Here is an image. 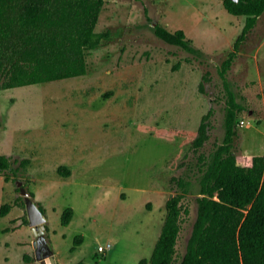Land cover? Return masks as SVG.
<instances>
[{"label": "rangeland", "instance_id": "1", "mask_svg": "<svg viewBox=\"0 0 264 264\" xmlns=\"http://www.w3.org/2000/svg\"><path fill=\"white\" fill-rule=\"evenodd\" d=\"M244 20L229 14L222 0H104L95 31L108 39L88 53L85 75L0 92V154L28 151L26 158L9 157L8 180L0 175L7 182L0 179V206L9 204L10 218L21 213L25 223L27 200L41 205L31 196L37 193L64 264H139L151 255L165 202L182 191L180 179L189 182L190 213L177 245L183 253L196 215L199 158L224 135L218 70ZM156 25L183 30L200 54L165 43ZM226 78L243 107L234 152L264 155V14ZM202 121L208 139L194 151ZM17 131L29 137L24 145L11 137ZM60 163L69 177L57 174ZM66 208L74 215L63 227ZM9 230L8 218L0 216V256L11 242ZM78 235L83 242L71 252ZM106 243L111 249L98 252ZM22 250L11 242L6 264H23Z\"/></svg>", "mask_w": 264, "mask_h": 264}, {"label": "trees", "instance_id": "2", "mask_svg": "<svg viewBox=\"0 0 264 264\" xmlns=\"http://www.w3.org/2000/svg\"><path fill=\"white\" fill-rule=\"evenodd\" d=\"M103 5L104 0H0V92L85 75L88 53L108 39L107 32L95 31ZM222 5L229 14L245 17L218 70L223 84L224 135L207 158H199L198 190L193 198L196 215L183 253L177 245L190 213L185 200L189 182L179 179L182 191L165 202V217L151 255L139 264H264V155L239 157L234 152L237 119L243 107L226 78L264 14V0H222ZM154 33L167 44L200 54L183 30L172 32L156 25ZM207 132L202 121L192 144L194 151L203 147ZM10 167V158L0 154V175L5 180ZM56 172L64 178L71 175L64 165ZM37 205L45 216L43 206ZM10 209L9 204L0 206V216ZM73 215L72 208L64 209L61 226L67 227ZM82 242V235L76 236L70 251ZM24 261L30 259L25 255Z\"/></svg>", "mask_w": 264, "mask_h": 264}, {"label": "crops", "instance_id": "3", "mask_svg": "<svg viewBox=\"0 0 264 264\" xmlns=\"http://www.w3.org/2000/svg\"><path fill=\"white\" fill-rule=\"evenodd\" d=\"M18 133H20V132L19 131H17L16 133L15 132L14 133L11 132L10 135L15 140L22 141L23 145H24L25 141L28 142L29 137L27 135L25 136L22 133L23 136L25 137V138H23L22 136L20 137V135ZM27 142H26V144H27ZM25 153H26V156H27L28 155L27 149L17 148L15 151L12 149V151L6 152V153H2V155H6L8 157L13 156V155L14 156L20 155V156H22V158H26ZM61 165H64V164L60 163V164H55L54 166L58 167V166H61ZM2 178L3 177L0 176V179L4 181V179H2ZM5 183L7 184V182H5ZM32 193L34 194L36 200L38 202H40L41 205L43 206V208L45 209V219H46L45 226H47V228H48V232L45 231V233L49 234L48 237H49L51 249L53 251L54 259H55L57 264H64V261H63L62 257L59 256L58 252L56 251V248L52 244L51 228L49 227V222H48L49 209L45 205H43V203L40 200V198H38L37 193H34V192H32ZM12 210H13V208H11L10 211L5 216H2V217L8 218L11 230L7 231L6 233L8 235L10 234L11 242H13V244H15L16 246L22 247V249H23L19 253L18 259L23 264H40L39 261L36 259V247L34 245L35 237L34 236L32 237V232H31V229L29 228V225H25V223L23 222V215L21 213L19 214V213L16 212L15 216L10 218ZM50 211H53V208H50ZM11 242L9 244H5V247L3 248L5 253L1 254V256H0V261L2 260L4 262V264L10 262V258H11L10 245H11ZM25 255L30 259L29 262H25L24 261V256Z\"/></svg>", "mask_w": 264, "mask_h": 264}, {"label": "water", "instance_id": "4", "mask_svg": "<svg viewBox=\"0 0 264 264\" xmlns=\"http://www.w3.org/2000/svg\"><path fill=\"white\" fill-rule=\"evenodd\" d=\"M231 1L238 2L239 0ZM16 185L20 186L21 182H17ZM21 193L26 198L29 197L25 191H21ZM26 212L29 221V228L35 237L34 245L36 247V259L40 264H57L53 256V251L47 239L44 237L45 216L40 211L38 205L30 199L26 202Z\"/></svg>", "mask_w": 264, "mask_h": 264}, {"label": "built area", "instance_id": "5", "mask_svg": "<svg viewBox=\"0 0 264 264\" xmlns=\"http://www.w3.org/2000/svg\"><path fill=\"white\" fill-rule=\"evenodd\" d=\"M112 245L110 243H106L105 245H99L97 251L100 253H105L110 250Z\"/></svg>", "mask_w": 264, "mask_h": 264}]
</instances>
